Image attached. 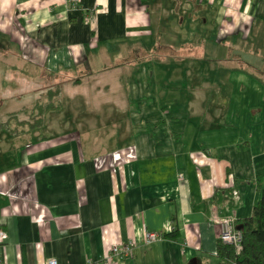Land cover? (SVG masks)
I'll return each instance as SVG.
<instances>
[{"label": "crops", "instance_id": "1", "mask_svg": "<svg viewBox=\"0 0 264 264\" xmlns=\"http://www.w3.org/2000/svg\"><path fill=\"white\" fill-rule=\"evenodd\" d=\"M259 39L264 0H0L6 116L32 104L23 70L41 90L45 76L75 84L92 67L127 77L75 98L102 101L105 119L121 108L113 149L0 131V264H221L215 221L250 217L264 173ZM148 232L160 238L147 244ZM127 244L132 256L111 258Z\"/></svg>", "mask_w": 264, "mask_h": 264}, {"label": "rangeland", "instance_id": "2", "mask_svg": "<svg viewBox=\"0 0 264 264\" xmlns=\"http://www.w3.org/2000/svg\"><path fill=\"white\" fill-rule=\"evenodd\" d=\"M249 47H252V51L249 56L251 58V61H253L254 67H258L259 69L264 68V42L260 41L259 39L258 42L250 43ZM244 57H246V55L243 56V60L245 59ZM117 70V67L114 66L106 67L100 71H96V68L92 67L90 75L84 74L74 76V81H78L75 84L70 81H63L59 83V86L61 88L60 97L59 99L52 101L57 108L51 109L45 114V124L42 129L34 132H32L31 130L29 131L28 129L24 130L25 132L19 131V136L25 135L24 138L20 139H16L14 136H12V134H10V131H8L7 129H1L0 131L4 132L5 134L8 133L10 136H12V141L15 144H18L20 142L26 143L29 141H35V134L37 133L40 136H55L60 134L69 136L73 133H81L84 145H86L88 139V142L95 146V150H99L100 148L107 146H110L113 149L115 147V144L118 142V136L113 139L112 136H115V134L121 132V130L125 126L123 113L120 111L121 108H110V110L109 108H107L106 112L108 113L107 116L109 117L105 119L103 116L104 109L102 108V101H97L94 103L89 102L88 105V103L81 104L76 102L75 98H77L76 95L79 93H87L86 91H80V89L88 88V85L100 83L102 78L104 83H116L118 79H120L122 83H127V77L124 75L118 76L116 74L118 73ZM30 72L28 70H23L19 73V75H14L15 78L19 79L18 82L20 83L21 81L26 87V89H24L25 95L23 96V106L26 105L27 101L28 103L29 101L33 103L37 96L42 93V90L38 86H36L35 89V85L30 84L28 77L29 75L33 76ZM7 79H9V77ZM16 81L17 80H15L14 82L16 83ZM43 86L44 89L49 86L53 87V82H51V80L49 79L46 81V83H43ZM44 91L41 97H43V100L47 102L48 100L46 96L44 97ZM32 105L33 104H30V106ZM74 110L77 111L75 112ZM4 111V108H0V123L7 119ZM20 118L27 119V116L22 115ZM14 123L15 120L9 121L8 125L10 126L11 130H13V127H15L16 130L25 129L22 126L17 127ZM87 133L89 134V137L87 136Z\"/></svg>", "mask_w": 264, "mask_h": 264}, {"label": "trees", "instance_id": "3", "mask_svg": "<svg viewBox=\"0 0 264 264\" xmlns=\"http://www.w3.org/2000/svg\"><path fill=\"white\" fill-rule=\"evenodd\" d=\"M53 82V87L49 86L44 89V97L46 96L47 102L41 97L42 93L38 95V98L32 103V106L24 108L20 112H15L7 115V119L0 123L1 129H7L12 136L19 135V131L31 130L32 132L38 131L44 127L45 114L51 109H56V105L53 104V100L59 99L61 94V88L59 83L62 82L61 78L53 76H45L44 81L47 80ZM30 112V113H29ZM27 116V119H21V116ZM15 120L17 127H24L25 129L16 130L13 127L11 130L9 121ZM257 190L259 191V199L254 205L250 217L236 222V228L242 235L241 250L236 253L233 247L223 245L218 241L217 256L221 260V264H264V173L258 175L255 179ZM227 192L218 191L214 196V202L218 203L223 199ZM177 237L176 229H173L170 234H162L163 239H175Z\"/></svg>", "mask_w": 264, "mask_h": 264}, {"label": "built area", "instance_id": "4", "mask_svg": "<svg viewBox=\"0 0 264 264\" xmlns=\"http://www.w3.org/2000/svg\"><path fill=\"white\" fill-rule=\"evenodd\" d=\"M90 19V18H89ZM216 224L219 226L218 241L230 247H233L235 252L238 253L241 250L242 235L240 231L236 229V221L230 216H220L216 219ZM4 234L0 230V245L3 244ZM160 238L155 233L148 232L146 234V243L149 244L154 240ZM133 254V247L131 244L124 246L115 245L111 248V258L119 259L120 257H130ZM46 264H58L55 259H49ZM86 264H107L106 260H101L96 263L88 262Z\"/></svg>", "mask_w": 264, "mask_h": 264}, {"label": "water", "instance_id": "5", "mask_svg": "<svg viewBox=\"0 0 264 264\" xmlns=\"http://www.w3.org/2000/svg\"><path fill=\"white\" fill-rule=\"evenodd\" d=\"M237 229V228H236Z\"/></svg>", "mask_w": 264, "mask_h": 264}]
</instances>
